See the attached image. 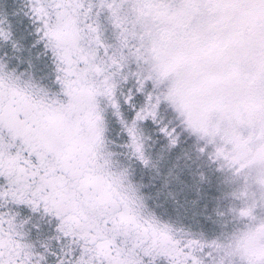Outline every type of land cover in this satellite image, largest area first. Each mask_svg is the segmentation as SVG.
<instances>
[{"label":"snow or ice","instance_id":"obj_1","mask_svg":"<svg viewBox=\"0 0 264 264\" xmlns=\"http://www.w3.org/2000/svg\"><path fill=\"white\" fill-rule=\"evenodd\" d=\"M256 230L264 0H0V264H264Z\"/></svg>","mask_w":264,"mask_h":264},{"label":"rangeland","instance_id":"obj_2","mask_svg":"<svg viewBox=\"0 0 264 264\" xmlns=\"http://www.w3.org/2000/svg\"><path fill=\"white\" fill-rule=\"evenodd\" d=\"M110 38V34H109ZM195 144L193 143L190 148L191 151H195ZM243 157H247L246 163L247 168L244 169V172L248 173L249 178L258 174V164L255 160L252 159L251 154L244 153ZM242 157V158H243ZM131 171V170H130ZM131 176L134 179V183L140 193L143 194L146 200H151L153 195V189L151 185L154 183L155 177V169H147V170H135L131 171ZM222 180H226L227 183L223 184L222 187L226 191L236 190L239 191L243 186V181L245 180L244 175L233 176L227 167H225L224 172L221 176ZM173 223H176L177 227L187 228L190 225V222H177L173 219ZM193 230H197L193 226ZM234 241L236 244V249L238 252H248L256 248L262 241H264V231H247V232H239L235 237Z\"/></svg>","mask_w":264,"mask_h":264}]
</instances>
